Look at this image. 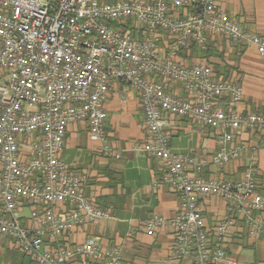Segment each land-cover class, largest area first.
<instances>
[{"label":"built area","instance_id":"obj_1","mask_svg":"<svg viewBox=\"0 0 264 264\" xmlns=\"http://www.w3.org/2000/svg\"><path fill=\"white\" fill-rule=\"evenodd\" d=\"M129 23L146 38L125 30ZM213 34L254 44L264 56V37L245 30L219 0H0V234L37 264H121L120 246L102 247L95 238L61 242L77 228L112 217L86 195V176L61 155L76 122L87 125L92 141H104L105 101L111 84L120 81L138 90L144 148L163 161L161 182L182 200L174 217L146 219V233L172 229L167 264L187 258L191 264H238L227 245L240 224L249 237L264 239L258 170L250 165L235 180L204 171L238 160L247 148L238 136L243 130L264 133V111L223 108L224 97H243L242 86L218 78L206 61L178 60L181 48H205ZM174 83L189 97L175 94ZM168 116L217 131V150L203 160L173 152ZM212 196L227 209L209 227L201 201ZM26 205L28 223L20 215Z\"/></svg>","mask_w":264,"mask_h":264},{"label":"crops","instance_id":"obj_2","mask_svg":"<svg viewBox=\"0 0 264 264\" xmlns=\"http://www.w3.org/2000/svg\"><path fill=\"white\" fill-rule=\"evenodd\" d=\"M219 5L245 30L264 37V0H219ZM209 45L212 51L206 60L216 67L217 76L236 81L243 89L240 100L224 97L221 106L243 113L264 111V56L258 53L257 47L217 34L211 35ZM186 61L192 64L200 59ZM221 68L223 72L219 73ZM170 89L180 97H189L178 84H171ZM105 107L108 115L104 141H92L87 125L76 122L68 127L62 154L69 149L76 150V154L67 159L69 162H65L72 170L86 176V195L98 206L111 210L112 217L77 228L61 238V242L72 246L95 238L102 247L120 246L121 264H167L174 242L172 229L163 227L151 236L143 223L153 214L167 219L174 217L182 200L170 186L161 182L165 174L163 161L150 156L144 148L145 115L138 90L114 81ZM166 129L175 153L203 160L218 148L219 133L212 128H200L191 119L168 116ZM237 141L247 144L241 157L222 168L206 167L205 174L235 180L248 166L254 165L264 192V133L243 130ZM105 146L113 148L120 156L106 154ZM201 206L208 226H214L227 209L225 201L213 196L202 200ZM20 215L24 223L29 222V205ZM123 223L127 226L123 227ZM240 225L228 238V253L241 259L242 264H264V239L249 237L246 228ZM244 249L254 251L253 262L243 255ZM89 263L98 264L81 259L76 262ZM0 264L30 262L16 250L12 238L0 234ZM184 264H191V259L187 258Z\"/></svg>","mask_w":264,"mask_h":264},{"label":"trees","instance_id":"obj_3","mask_svg":"<svg viewBox=\"0 0 264 264\" xmlns=\"http://www.w3.org/2000/svg\"><path fill=\"white\" fill-rule=\"evenodd\" d=\"M131 24L132 23L124 25V29L127 30V31H130L136 37L146 38L145 35L143 34L142 30L135 29L134 27H132ZM115 25H116V22H115ZM210 38H211V36L208 37V42H207L205 48L199 46L196 43H192L189 47L181 48L179 50V52L177 53L178 60L180 62L188 64V65L191 64V63L187 62L186 59L193 60L194 58H199L200 61H206V62L209 63V61H207L206 59H208L211 56V51H212L211 48H210V45H209ZM210 65L213 67L212 64H210ZM213 69H214V67H213ZM214 72H216V71L214 70ZM222 72H223V69L221 68L219 70V73H222ZM216 76H217V74H216ZM218 78H220V77H218ZM209 227H213V226H209ZM16 250L18 252H20L17 248H16ZM20 253H21L23 258H28L29 259L30 264H37L32 258L27 256L26 254H24L22 252H20ZM227 253H228V251H227ZM228 255H230V254L228 253ZM87 262H91V261H87ZM89 264H92V263H89Z\"/></svg>","mask_w":264,"mask_h":264},{"label":"rangeland","instance_id":"obj_4","mask_svg":"<svg viewBox=\"0 0 264 264\" xmlns=\"http://www.w3.org/2000/svg\"><path fill=\"white\" fill-rule=\"evenodd\" d=\"M209 63L212 64L211 62H209ZM214 68H216V67H214ZM75 154H76V150L75 149L66 150L65 153H64V155L62 154L63 155V160L68 163L69 160H67V159H71V157H73ZM125 226H127V225L125 223H123V227H125ZM261 240H263V239H261ZM243 255H245L247 257H250L252 259L251 261L253 262V260H254V251L252 249H244L243 250ZM234 258L237 260L238 264H242L243 263L241 261V259L240 260L238 259V257L235 256Z\"/></svg>","mask_w":264,"mask_h":264}]
</instances>
